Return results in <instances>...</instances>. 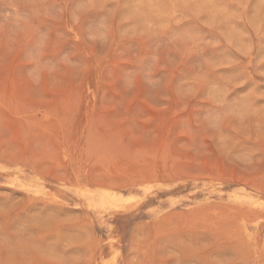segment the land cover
<instances>
[{
  "label": "rangeland",
  "instance_id": "1",
  "mask_svg": "<svg viewBox=\"0 0 264 264\" xmlns=\"http://www.w3.org/2000/svg\"><path fill=\"white\" fill-rule=\"evenodd\" d=\"M0 264H264V0H0Z\"/></svg>",
  "mask_w": 264,
  "mask_h": 264
}]
</instances>
